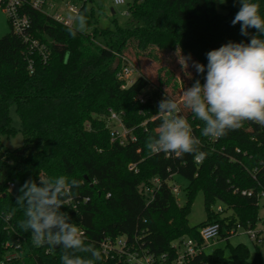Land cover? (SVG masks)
I'll return each instance as SVG.
<instances>
[{"label": "trees", "instance_id": "1", "mask_svg": "<svg viewBox=\"0 0 264 264\" xmlns=\"http://www.w3.org/2000/svg\"><path fill=\"white\" fill-rule=\"evenodd\" d=\"M253 2L260 5L264 16V0ZM222 7L225 14L218 11L216 0H146L131 7L127 27L113 20L115 29L107 30L100 25L104 6L87 0L80 11L86 17L85 29L73 38L69 30L74 28L29 4L23 6L22 14L31 22L29 34L45 46L49 57L45 62L40 53L30 52L11 24L10 32L0 39V137L15 134L9 116L15 107L24 140L20 149H0V264L13 255L7 264H62V248L36 247L31 233L18 226L24 213L15 204L10 185L19 182L21 186L30 178L65 175L81 181L63 211L84 232L86 243L100 252L104 239L127 236L130 241L137 238L157 256L173 258L175 241L199 240L200 230L207 225L219 223L229 231L237 222L257 221L259 196L264 193V127L244 121L223 137H205L203 122L190 112L186 118L206 158L197 164L192 154L178 158L151 153L146 139L155 135L161 123V119L156 126L153 122L158 115L156 102L166 93L179 100L181 84L174 72L160 69L152 87L130 57L158 60L154 52H177L207 65V52L230 41L248 43L256 30L249 29L250 35L242 36L241 25L231 24L240 8L238 0H225ZM118 57L130 59L138 71L127 88L117 77ZM196 79L205 82L204 75L196 73L190 86ZM142 95L144 104L139 100ZM112 112L123 114V124L132 130L134 142L122 146L111 141L108 120ZM132 164H137L138 173L129 170ZM176 175L188 182L183 206L170 186ZM154 179L161 186L147 204L140 187L152 186ZM199 193L204 195L207 221L191 227L188 217ZM218 203L233 213L228 224L211 210ZM256 249L253 261L248 249L240 245L230 247V257L224 249H216L194 264H264ZM96 264L117 263L101 254Z\"/></svg>", "mask_w": 264, "mask_h": 264}, {"label": "clouds", "instance_id": "2", "mask_svg": "<svg viewBox=\"0 0 264 264\" xmlns=\"http://www.w3.org/2000/svg\"><path fill=\"white\" fill-rule=\"evenodd\" d=\"M238 2L240 8L231 24L241 25L242 36H249V29H255L256 34L248 43L230 41L207 52V65L192 61V67L198 75H204L205 82L196 79L191 87L183 89L179 100L166 93L159 102L157 114L161 123L145 144L151 153L163 152L178 158L192 154L198 161L206 158L207 153L200 151L201 140L193 135L192 125L181 114L183 109L203 122L201 134L205 137H223L228 131L239 129L244 121L264 127V16L253 0ZM74 19L77 27L69 30L73 38L86 26L84 15ZM188 59L190 56L180 61L185 70ZM80 186V180L65 175L30 178L17 189L15 197V204L24 213L19 228L31 233L36 247L62 248V264H96L101 260V252L86 243L79 227L63 211ZM4 218L9 219L7 215Z\"/></svg>", "mask_w": 264, "mask_h": 264}, {"label": "built area", "instance_id": "3", "mask_svg": "<svg viewBox=\"0 0 264 264\" xmlns=\"http://www.w3.org/2000/svg\"><path fill=\"white\" fill-rule=\"evenodd\" d=\"M81 1L82 5L80 8L67 4L66 6H58L54 0H0V6L7 14L14 33L22 40V42H24V44L28 45L29 51L40 53L44 61L47 62L49 54L45 46L41 45L29 34L31 22L27 16L22 14L23 6L25 4H29L34 10L52 17L58 23L69 28H75L74 18L80 15L83 5L87 2V0ZM145 1L146 0H130V2H127L126 0H112V4L113 9L119 6H127V11L122 13V15L130 17L131 7L136 3L140 4ZM62 7L63 9L67 10L70 17L66 18L63 16L60 11ZM117 60L119 61L118 66H121L117 77L119 80L125 82L123 88H127L133 83L134 79H132V76L134 74L138 75V71L130 59L126 57H118ZM29 70L30 74L34 73L32 61L29 62ZM139 100L142 104L146 103V98L143 95L139 97ZM159 102L160 100H157L156 103L159 104ZM181 114L184 115L183 111ZM122 116L123 114L112 112L108 123L111 141H117L120 145L125 146L130 141L134 142L136 139L132 134V130L127 129L124 126ZM156 119H160L159 115H157ZM195 162L200 164L202 161L195 159ZM129 170L138 173L137 164L130 165ZM151 184L152 186L140 187V192L146 198L147 204L153 201L156 191L161 186V181L159 179H154ZM14 185L15 184L10 185L11 190L14 188ZM170 186L173 194L177 197L181 189L177 187L176 184H173V182H170ZM242 194L248 197L252 196L251 192H243ZM262 197H264V193L259 196V209ZM70 204L71 202L68 201L67 205ZM73 208H76V206L74 205ZM225 212L226 211L222 206H218L216 210H214V213L219 216ZM232 215L233 213L223 218L226 219L225 224H228L227 219L231 218ZM81 232L84 235V232ZM238 235L248 236L254 246L261 250L264 248V220L258 216L257 221L254 224L247 223L246 225H243L237 222L235 226L229 231H226V226L223 227L219 223L207 225L200 230L199 240L192 238H181L175 241L171 245V248L175 252L173 258H170L168 254L157 256L154 253H151L148 248L145 247V245L140 244L137 238L134 241H130L127 236L115 239H104V241H102L100 244V250L105 260L114 261L117 264H194L195 259L206 254L205 251L210 246L216 244L219 241H229L231 238ZM15 257V255L9 256L2 264L10 263Z\"/></svg>", "mask_w": 264, "mask_h": 264}, {"label": "rangeland", "instance_id": "4", "mask_svg": "<svg viewBox=\"0 0 264 264\" xmlns=\"http://www.w3.org/2000/svg\"><path fill=\"white\" fill-rule=\"evenodd\" d=\"M58 6H66L72 5L76 6L78 8L81 7L82 1L81 0H54ZM96 5H102L104 6L105 15L101 16L100 19V25L103 29L107 30H114L115 26H119L121 28H125L128 26L130 17L123 16L122 13L127 11V6H119L114 8L115 14L111 13V9L113 8L112 0H94ZM127 2H130V0H126ZM217 1V8L218 11L222 14L226 13V10L222 7L225 5V0L223 3H221V0ZM61 13L64 17L68 18L70 17L67 10L61 8ZM113 20H116V25L114 24ZM77 27L75 22V28ZM10 32V23L8 20L7 14L4 12V10L0 6V39L5 37ZM154 56L158 58V60H152L146 56L141 57L140 60H137L133 55H130L133 61L136 62L138 67L140 68L141 73L144 76H147L152 83V87L156 86L158 81V74L160 69H167L175 73L177 80L181 84V91L179 93V98L181 97L183 89H187L191 87L192 80L194 76L196 75L195 68L192 67V61L193 59H188V68L185 70L182 68L181 62L183 61V58H187L180 53H160V52H154ZM181 61V62H180ZM137 74H134L132 76V79H137ZM170 93V89L168 91ZM178 96V95H177ZM164 99V97L160 98V101ZM184 115L187 113H190L187 109L182 110ZM9 116L11 118V124L12 127L15 130V134L11 137H0V149L2 150H8L13 151L20 149L23 147L24 140L23 135L21 133V122L17 115L16 108L11 107ZM186 116V115H185ZM153 118V122L155 123V126L157 125L158 119ZM173 184H176L177 187L181 189L180 193L177 195L178 204L180 206L185 205L186 203V188L188 186V182L182 178L179 175L174 176ZM218 206L224 207V210L226 211L224 214L220 215L221 218H224L227 215L232 214L231 211L228 210L226 206H224L221 203L216 204L215 206H212L211 210L214 211ZM259 216L262 220H264V197H262L260 201V209H259ZM189 225L191 227H196L199 224L207 221V212L205 210L204 205V195L203 193H199L196 197L191 213L188 217ZM243 245L245 246L249 253H250V261H253L255 258V254L257 252L256 247L254 244L250 241L249 237L246 235H238L233 238H231L229 241L223 240L219 241L216 244L210 246L206 249V254L213 253L216 249H224L226 251V256H231V250L230 247H237ZM262 255L264 254V248L261 250Z\"/></svg>", "mask_w": 264, "mask_h": 264}, {"label": "water", "instance_id": "5", "mask_svg": "<svg viewBox=\"0 0 264 264\" xmlns=\"http://www.w3.org/2000/svg\"><path fill=\"white\" fill-rule=\"evenodd\" d=\"M111 12H112V14L115 13V11H114L113 8L111 9ZM118 65H119V61L117 60V61H116V65H115V69L118 67ZM19 187H20L19 182H15L14 188H13L12 191H11V195H12V196H16V195H17V189H18Z\"/></svg>", "mask_w": 264, "mask_h": 264}]
</instances>
